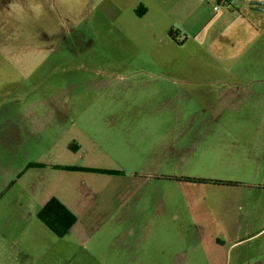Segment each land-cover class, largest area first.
I'll return each instance as SVG.
<instances>
[{
	"label": "rangeland",
	"instance_id": "rangeland-1",
	"mask_svg": "<svg viewBox=\"0 0 264 264\" xmlns=\"http://www.w3.org/2000/svg\"><path fill=\"white\" fill-rule=\"evenodd\" d=\"M140 3L149 10L143 16ZM216 6L205 1L180 19L174 5L155 0H0V92L32 104L25 159L38 167L26 178L41 182L45 205L68 209L70 201L79 221L64 237L42 223L41 251L59 256L53 264H63L62 254L96 255L75 264L132 254L131 238L116 246L114 212L129 190L138 193L126 205L165 203L164 220L174 224L189 220L188 192L208 202L219 188L185 179L233 181L232 164L211 147L228 140L222 128L263 123L247 112L253 97L245 91L264 87V36L246 43L233 30L220 34ZM180 233L156 229L153 244L175 253L194 239Z\"/></svg>",
	"mask_w": 264,
	"mask_h": 264
},
{
	"label": "crops",
	"instance_id": "crops-1",
	"mask_svg": "<svg viewBox=\"0 0 264 264\" xmlns=\"http://www.w3.org/2000/svg\"><path fill=\"white\" fill-rule=\"evenodd\" d=\"M155 1L174 5L180 19H185L196 15L197 5L209 0ZM254 2L264 4V0H228V4H221L218 10L214 7L215 23L220 27V34L233 30L231 33L239 37L245 35L248 38L246 43L262 38L264 16L258 15L264 14V9H256L252 5ZM145 4L140 3L139 15L148 13ZM177 30L174 27L170 29V39V33L173 32L175 37ZM247 90L249 92L245 93L253 97L247 112L261 118L263 123L259 126L222 128L225 131L219 132H227L228 140L211 147L216 151L222 150L219 155L226 158L236 171L233 181L229 182L239 185L218 186L208 202L199 196V190L188 192L189 206L182 213V218H188L189 215V220L174 224L164 220L169 212V206H165V203L151 209L148 204L126 205L125 202L138 193V190L127 191V200L114 208L118 222L116 246L123 248L131 238L129 248L133 253L118 252L114 256L110 255L111 264H154L155 260L159 263L171 261L172 264H264V87L259 88L260 92ZM14 95L0 92V264H53L59 256L54 254V260L51 259L53 255L43 257L41 238L48 236L37 217L49 197H44L40 181L26 178L28 170L38 167H32V163L25 159L26 134L29 131L24 119L30 113L32 104H26L24 95L19 98ZM244 100L246 102L250 99ZM235 134L241 139L243 136L244 140H236ZM87 184L83 182L84 186ZM151 193L147 192L143 196L153 197ZM121 194L118 191L116 197L121 198ZM5 201L7 204H3ZM68 203L66 206L74 213L75 206L72 204L71 208ZM77 205L84 207L86 203ZM78 222L70 232L77 229ZM171 227H178L183 238L194 239L189 246L188 242L182 243L179 251L170 253L169 257L166 248H155L153 241L156 229ZM91 256L96 255L62 254L60 260L63 264L66 261L75 264V261L84 262Z\"/></svg>",
	"mask_w": 264,
	"mask_h": 264
},
{
	"label": "trees",
	"instance_id": "trees-1",
	"mask_svg": "<svg viewBox=\"0 0 264 264\" xmlns=\"http://www.w3.org/2000/svg\"><path fill=\"white\" fill-rule=\"evenodd\" d=\"M170 36L174 39L173 32L170 33ZM61 170L67 171H88V172H104V173H115L113 171H102L95 169L87 168H78V167H56ZM188 182L193 183H210L219 186H235L239 185L234 182H221L213 180H194V179H185ZM38 219L57 237H64L69 233L71 228L76 223V217L58 200H52L47 205L42 208V210L37 215Z\"/></svg>",
	"mask_w": 264,
	"mask_h": 264
},
{
	"label": "built area",
	"instance_id": "built-area-1",
	"mask_svg": "<svg viewBox=\"0 0 264 264\" xmlns=\"http://www.w3.org/2000/svg\"><path fill=\"white\" fill-rule=\"evenodd\" d=\"M221 4L227 5L228 0H219L218 6H216L215 9L218 10Z\"/></svg>",
	"mask_w": 264,
	"mask_h": 264
},
{
	"label": "water",
	"instance_id": "water-1",
	"mask_svg": "<svg viewBox=\"0 0 264 264\" xmlns=\"http://www.w3.org/2000/svg\"><path fill=\"white\" fill-rule=\"evenodd\" d=\"M254 7H256V9H260V10H263L264 8V4H260V3H256V2H254L253 4H252Z\"/></svg>",
	"mask_w": 264,
	"mask_h": 264
}]
</instances>
